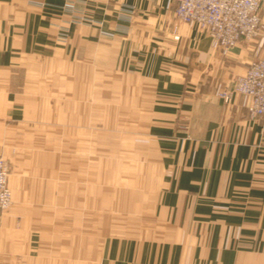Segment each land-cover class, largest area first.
<instances>
[{"label":"crops","instance_id":"0c3cea01","mask_svg":"<svg viewBox=\"0 0 264 264\" xmlns=\"http://www.w3.org/2000/svg\"><path fill=\"white\" fill-rule=\"evenodd\" d=\"M175 6L169 0H0V99H16L6 71L27 55L114 56L118 67L150 85L147 131L161 154L162 181L152 213L132 233L106 236L100 229L84 241L31 236L32 247L20 244L18 252L10 236H1L0 264H73L81 249L95 264H264V130L247 96L226 102L217 94L264 55V31L225 52L213 46L207 29L178 19ZM20 108L2 114L17 116ZM46 243L67 252L56 257L60 252Z\"/></svg>","mask_w":264,"mask_h":264},{"label":"rangeland","instance_id":"374dc122","mask_svg":"<svg viewBox=\"0 0 264 264\" xmlns=\"http://www.w3.org/2000/svg\"><path fill=\"white\" fill-rule=\"evenodd\" d=\"M18 63L6 71L16 99H0V157L12 192L0 212V237L10 236L18 252L20 244L32 247L31 236L84 241L100 229L106 236L132 233L152 213L162 184L161 154L147 131L150 85L114 56L33 54ZM8 106L21 113L3 115ZM66 248L54 247L56 257ZM89 255L81 249L70 263L95 264Z\"/></svg>","mask_w":264,"mask_h":264},{"label":"built area","instance_id":"2783aa9c","mask_svg":"<svg viewBox=\"0 0 264 264\" xmlns=\"http://www.w3.org/2000/svg\"><path fill=\"white\" fill-rule=\"evenodd\" d=\"M263 0H169L175 3V16L207 29L215 48L228 51L242 39H254L264 31L261 15ZM249 98L252 117L260 119L264 130V55L251 60L245 73L236 77L234 86L220 91L230 102L233 95ZM12 192L6 161L0 157V212L10 205Z\"/></svg>","mask_w":264,"mask_h":264}]
</instances>
